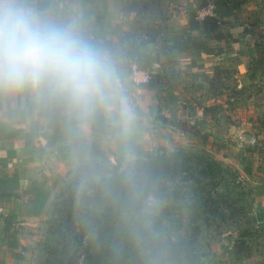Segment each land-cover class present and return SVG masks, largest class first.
<instances>
[{
  "label": "rangeland",
  "instance_id": "374dc122",
  "mask_svg": "<svg viewBox=\"0 0 264 264\" xmlns=\"http://www.w3.org/2000/svg\"><path fill=\"white\" fill-rule=\"evenodd\" d=\"M86 1L59 0L65 22L74 21L87 33V39L105 53L107 36L85 20L82 8ZM209 2L215 7L203 15ZM246 2L243 0L242 4L247 10H242L243 5H225L221 0H146L140 12L121 15L118 32H135L143 40L158 37L156 25L162 33L171 18H176L180 26L186 25L183 31H195L202 36L211 33L209 29L214 27L231 32L232 23L241 22L239 19H248L251 29L249 40L242 43L210 40L211 53L195 51L190 62L177 57L169 65L168 70L176 75L175 89L187 103L184 106L193 110L198 107L197 115L204 116L194 122L197 135L163 127L156 116L164 114L166 100L164 95L162 99L154 95L151 118L137 121L143 124L142 134L138 132L130 142L113 136L115 126L98 136L89 135L85 127L78 132L72 130L63 146L44 155L40 163L44 162L40 175L42 190L24 193L16 206L22 212L16 214L12 234L26 264H91L98 251L107 248L124 249L133 257L140 255L145 264H192L170 253L172 243L183 239L193 243L200 259L194 264H239L234 243L240 239L241 231L249 227L256 230V226L263 225L255 214L254 183L238 167L220 157L222 150L236 143L238 136L256 121L258 108L264 105L260 104L264 103V75L258 69H250L258 58L256 39L264 31V0L253 3L256 8H250V1ZM121 72L124 74L116 76L121 83L117 86L121 90L118 101L124 99L125 107H135L138 93L144 89L130 78L132 71ZM69 111L66 109V113ZM185 119L191 122L188 117ZM176 121L185 120L176 118ZM159 147L173 152L189 151L188 168L195 178L168 175L152 183L143 194L140 189L146 185V179L136 161L169 157ZM210 160L218 167L210 166L207 163ZM207 164V171L216 170L215 177L202 174ZM118 166L126 174L124 180L130 182V187L120 211L106 223L95 219L99 218L95 212L100 206L92 187L93 183L102 184L112 177ZM4 212H0V219Z\"/></svg>",
  "mask_w": 264,
  "mask_h": 264
},
{
  "label": "crops",
  "instance_id": "0c3cea01",
  "mask_svg": "<svg viewBox=\"0 0 264 264\" xmlns=\"http://www.w3.org/2000/svg\"><path fill=\"white\" fill-rule=\"evenodd\" d=\"M246 1H250V8H256L255 6L257 5L254 6L253 3L258 0ZM145 2L146 0H87L82 10L88 23L93 24L98 32L105 34L107 38H113V29L119 23L121 15H133L136 12H140ZM242 7V10H247L246 6L243 5ZM31 8L36 10L34 7ZM239 20L241 22L237 24L232 23L234 28L231 32L238 38V42L235 43L249 40L251 29L248 19ZM177 21L176 18L168 20L169 25L163 27L161 39L164 38L171 44H177L183 36L196 34L195 31H191V33L190 31H183L186 25L183 23L180 26L179 23H176ZM245 30L246 32H244ZM195 51L198 50L176 51L173 55L174 60L179 57L180 61L190 62L193 54L196 53ZM188 52L191 55L186 56ZM182 53L183 55L180 56ZM106 56L108 57L107 54ZM114 69L116 76L124 74L115 67ZM119 85L121 83L116 86ZM119 93H121V90ZM138 94L135 107L124 106L131 117L127 130H125L124 124L126 117L121 113V101H118L120 100L119 98L113 103L112 110H108L110 117L108 132L113 128L112 126H115L116 131L113 136L121 138V141L126 143L130 142L133 138L132 136H138V132L142 134L141 126L143 124L137 121L141 118L143 120L147 117L151 118L150 110L156 102L153 91L142 90V93ZM262 95L264 96V94ZM46 98L48 96L45 93L32 90H25L19 93H0V188L19 195L18 198L0 204V212H6H4V217L0 219V264H26L25 258L19 251L20 247L15 241V236L12 233L6 234L4 230V218L7 214H20L22 212L16 206L18 204L17 201L22 199L24 193H37L42 190L40 187L44 183L40 175L42 174L41 170L44 167V162L42 165L40 163L47 156L46 153L52 154L58 150V146H63L70 139L72 130L78 132L87 127L88 132H90L89 135H93L88 124H77L68 126L65 129V135L58 142H50L48 139L55 136V132L48 127L50 118L41 116L38 107L32 108L31 105L33 101L40 103ZM182 98L181 92L175 88L166 90L164 93L166 105L164 106L163 115L174 120L183 118L185 121V118L188 117L191 122H188V120L187 122L191 125L195 121L197 122L204 118L202 114L200 116L197 115L199 113L198 107L193 105L194 110L191 107H185L184 105L187 103L183 102ZM122 100L124 105L126 101ZM66 109L69 108L63 104V114L69 117L74 114L73 111L66 113ZM257 115L256 121L245 129V135H239L235 140L236 143L225 147L220 154L221 160L238 167L242 172L241 174L254 183V192L256 191L255 214L258 215V222L263 224L260 227L256 226L257 229L250 236V239L246 237L251 245V255L247 258L235 259L239 264L244 261V264H264V105L258 108ZM159 123L165 128L171 127L172 129H177L180 133H189L170 124L161 121ZM142 137L147 138L146 136ZM254 139L255 142L253 141Z\"/></svg>",
  "mask_w": 264,
  "mask_h": 264
},
{
  "label": "trees",
  "instance_id": "16d2710c",
  "mask_svg": "<svg viewBox=\"0 0 264 264\" xmlns=\"http://www.w3.org/2000/svg\"><path fill=\"white\" fill-rule=\"evenodd\" d=\"M242 2L243 0H221V3L225 5L232 3L238 7ZM28 5L29 7L36 8L38 13L44 14L54 21L65 22V13L59 0H28ZM145 6L146 4L144 7ZM120 26V23H118L113 29V38L105 39L104 48L102 47L106 51L105 54L108 55L113 66L118 71H132L136 68L139 71L147 72L149 74V80L141 83L140 87L144 90L153 91L155 96L161 99L166 90L177 87V84L174 85L176 75L173 70H168V67L175 62L173 55L176 51L198 50L211 53L213 47L210 44V40L223 41L228 39L233 43L238 42V38H236L233 33L220 31L215 27L210 28L209 31L211 33L208 32V34L204 36L188 34L183 36L177 44H171L167 39L159 38L161 30L158 25H156L157 28H159L158 37L154 36L148 40L139 39L142 35L136 34L135 32L134 34L130 32L119 33L118 29ZM244 32H246V30ZM84 35L87 38V33H84ZM255 44L258 58L254 60V65L251 66L250 69H258L261 71V74L264 75V31H262L256 39ZM151 45H154V47L151 48ZM253 74H256V72ZM115 83L116 85L118 84L117 78ZM178 84L181 83L179 82ZM63 104V102L50 97L44 99L40 103L36 101L31 103L32 108L38 107L41 116L50 118L48 127L55 132V136L48 139L50 142H58L65 135V129L68 126L77 124H88L91 127L93 136L105 135L108 132L110 117L107 109L103 107L98 108L90 116L82 119L75 112L70 117L63 114ZM156 120L170 124L184 132H189L194 135L199 133L195 130L196 124L191 125L187 121L178 122L159 114L156 116ZM96 149L97 147L94 146V151H97ZM159 150L167 152L169 157L157 156L150 159V161H143L141 159H137L136 161L137 165L140 166L139 171H144L143 177L146 179V185L140 189L143 194L148 192L152 183H156L168 175L172 177L189 176L188 179L195 178L188 168L189 156L191 155L189 151L180 149L177 152H173L167 151L164 147H159ZM103 158L107 160L106 155H103ZM207 163L210 166L214 165L215 168L218 167L215 161L210 160ZM208 164L202 170V174L204 176L215 177L217 175L215 169H212V171L206 170L209 167ZM119 170L120 168L118 166V171L112 177L103 180L102 184L93 183L94 185L92 188L95 191V198L100 206V209L95 212V215L99 217H95L97 220H105L106 223H109L120 211L119 208L121 205L125 203L130 182L124 180L126 174ZM186 172H188V175H186ZM18 197L19 195L16 193L0 188V204L9 202ZM17 218L16 214H7L5 216L4 230L6 234L14 232ZM254 231L255 229L251 227L241 231L239 236L240 239L234 243L236 260L247 258L251 255L250 242L245 240V238L252 236ZM169 250L176 259L191 261L193 262L192 264L200 262L198 255H196V250L193 247V243L187 239H183L179 243H172V247ZM133 256L134 254L124 249L108 250L107 248L98 251L97 259L92 261L91 264H145V261L140 255Z\"/></svg>",
  "mask_w": 264,
  "mask_h": 264
},
{
  "label": "clouds",
  "instance_id": "9594fccd",
  "mask_svg": "<svg viewBox=\"0 0 264 264\" xmlns=\"http://www.w3.org/2000/svg\"><path fill=\"white\" fill-rule=\"evenodd\" d=\"M106 54L74 21L59 22L28 0H0V93L40 91L84 119L119 96ZM125 130L130 114L121 101Z\"/></svg>",
  "mask_w": 264,
  "mask_h": 264
},
{
  "label": "built area",
  "instance_id": "2783aa9c",
  "mask_svg": "<svg viewBox=\"0 0 264 264\" xmlns=\"http://www.w3.org/2000/svg\"><path fill=\"white\" fill-rule=\"evenodd\" d=\"M215 5L211 2H209L207 9L203 12V15L207 14L208 12L212 11L214 9ZM208 10V11H207ZM132 77L137 81L138 83H144L149 80V74L144 71H139L136 68L132 70ZM255 142V139L253 140Z\"/></svg>",
  "mask_w": 264,
  "mask_h": 264
}]
</instances>
